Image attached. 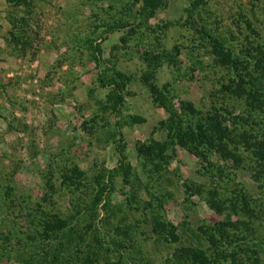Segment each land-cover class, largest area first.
<instances>
[{
  "label": "rangeland",
  "instance_id": "rangeland-1",
  "mask_svg": "<svg viewBox=\"0 0 264 264\" xmlns=\"http://www.w3.org/2000/svg\"><path fill=\"white\" fill-rule=\"evenodd\" d=\"M125 1L25 0L14 6L0 0V264H29L30 256L50 252L60 240L69 248L63 259L49 264L74 259L79 264L93 245L89 224L97 227L104 246L122 244L121 258L115 252L107 262L99 258V264H186L176 259V250L195 243L199 226L222 220L227 212L208 207L207 192L224 198L239 187L254 199L255 208L261 206L252 221L255 231L247 237L258 243L259 264H264V185L251 179L247 163L233 171L228 164L219 180V174L204 172L205 163L179 147L166 161H157V171L137 154L139 144L165 138L157 127L165 112L139 81L145 68L142 52L177 46L174 63L157 67L155 82L167 83L178 98L201 111L209 109L211 95L230 74L214 64L209 47L190 26L167 24L183 17L188 0H167L130 34L122 30L103 36L101 24L116 18ZM203 1L202 18L235 52L245 44L244 36L263 42L264 0ZM86 38L97 45V66ZM104 66L132 76L120 117L102 110L106 90L98 87L96 76ZM133 114L144 122L116 126ZM114 132L124 144L127 182L116 167ZM210 161L221 164L214 156ZM74 166L83 173L78 185L62 179ZM112 168L106 208L98 206L92 220L87 207L94 177ZM38 210L64 218L69 228L44 243L36 233L43 216ZM153 212L175 226L177 242L151 232Z\"/></svg>",
  "mask_w": 264,
  "mask_h": 264
},
{
  "label": "trees",
  "instance_id": "trees-1",
  "mask_svg": "<svg viewBox=\"0 0 264 264\" xmlns=\"http://www.w3.org/2000/svg\"><path fill=\"white\" fill-rule=\"evenodd\" d=\"M4 1L18 6L25 0ZM166 1L126 0L116 18L101 24L103 36L122 30L130 34L135 28L145 25L156 11L165 5ZM204 6L203 0H188L187 6L182 10L183 17L167 24L190 26L209 47V54L214 64L223 67L230 77L226 83L219 84L215 94H210L213 100L209 109L201 111L190 101L178 98L167 83L157 85L155 82L154 75L157 67L163 63L168 65L174 63V55L179 53L177 46H173L170 51L162 48L142 52L141 59L145 68L139 75V81L146 87L154 103L165 112V119L157 123V127L165 131V138L162 141L152 140L149 144H139L136 152L144 162L150 163L157 171L159 169L157 161H166L174 153L175 147H179L204 162V172L219 174L217 176L219 180H222L221 175L225 173L228 164L231 167L228 166V171H233L238 167H244L246 165L244 163H247L245 168L249 171L251 179L262 187L264 185V39L260 43L244 36L245 44L240 47L239 52H235L223 35L208 27L202 18ZM244 23L250 33L255 34L254 28L250 27V22L246 20ZM98 27L94 26V29ZM11 35L14 37L13 33ZM92 42L90 38H86L84 45L89 51L92 62L97 66L98 48ZM131 79L132 76L113 66H104L98 70L96 83L98 87L106 90L101 105L102 110H108L114 116L120 117L121 108L128 95L126 86ZM142 122H144L143 117L133 114L127 115L121 123L117 122L116 126L120 128L123 124ZM111 136H117L113 140L116 167L123 171V179L127 182L128 174L126 173L129 167L124 162V144L121 135L119 132H114ZM167 150L170 154L166 152ZM212 156L221 161V164L212 163L210 161ZM115 171L116 169L112 168L105 174H97L94 177L95 189L87 207L92 220L97 217L98 206L102 210L106 208L108 202L106 194L112 188L111 178ZM82 176L83 173L74 166L70 169V174L62 175V179L70 184L78 185ZM185 189H188V186ZM217 195L216 191H208L205 201L216 213L227 211L224 218L210 225L199 226L198 240L195 243L180 246L176 250V259L186 264L223 262L259 264V253L256 250L258 243L254 242L253 238L249 239L247 235L255 231L252 221L257 219L261 206L255 208L254 199L240 187L231 190L230 197L219 198L216 197ZM229 212L235 214L236 218L231 219ZM39 213L43 216L39 219L40 230L36 233L44 243H48L64 229L69 228L64 218L56 214H47L42 210ZM149 223L151 232L155 235L164 239L169 237L173 242L178 241V235L174 232L175 226L161 218L160 214L153 212ZM86 227L93 230V245L91 251L83 257L82 261H79V264H99V258L107 262L113 253L119 254L118 247H122V244L112 241L104 246L105 242L97 227L90 224ZM32 240H35V237ZM110 245L111 248H109ZM68 248L60 240L49 249L50 252L44 249L42 253H35L37 258L30 256L28 263L57 262L64 258V251L67 252ZM119 258H121L120 254ZM71 264H78V262L74 259Z\"/></svg>",
  "mask_w": 264,
  "mask_h": 264
}]
</instances>
